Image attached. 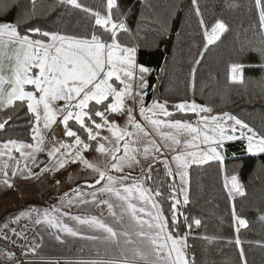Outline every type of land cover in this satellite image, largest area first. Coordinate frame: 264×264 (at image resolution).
I'll list each match as a JSON object with an SVG mask.
<instances>
[{
    "label": "snow or ice",
    "instance_id": "1",
    "mask_svg": "<svg viewBox=\"0 0 264 264\" xmlns=\"http://www.w3.org/2000/svg\"><path fill=\"white\" fill-rule=\"evenodd\" d=\"M58 3L90 14L94 18L93 30L78 35L30 26V21L35 18V0H32V10L26 11L15 23L0 22V108L14 106L19 109L26 103L32 138L31 143L9 139L0 147V160L7 157L0 163V172L5 177L3 184L12 187L8 178V162L16 159L12 155L13 150L25 162L31 161L33 164L37 163L38 153L47 152L50 160L55 158L53 168L49 169L45 162L42 172L64 169L70 162H79L98 176L94 184L86 187L95 188L103 182V186L89 195L93 203L107 206L113 222L109 224L95 215L69 216L59 207L52 206L50 209L33 207L21 211L11 223L27 216L33 225L57 230L49 231V234L61 243L64 242L62 234H67L120 249L118 260L81 261L80 264H195L194 259L188 257L187 250L191 247L188 236L193 233V226L200 227L202 221L182 210L190 203L189 167L210 160L223 164L225 158L221 150L227 141L243 139L247 142L248 153L264 154V132L258 133L229 112L211 115L212 108L198 104L194 99H185L173 105L180 113L195 114L194 122L172 119L174 113L169 111L167 101L161 103L154 100L145 106L144 98L149 87L146 77L151 69L137 64L136 46L124 44L119 39V33L130 32L125 23L128 13L120 11L117 0H106L105 14L82 5L78 0H58ZM255 4L259 9V27L264 30V0H255ZM192 5L197 17H201L199 24L204 29L206 49L219 40L228 28L224 22L217 20L209 31L198 0H192ZM113 9L116 10L115 16ZM22 24L27 26L24 33L20 31ZM241 51L258 55L260 63L256 67L264 71V46L242 47ZM195 63L199 64L200 60ZM245 68L242 63H232L230 81L242 83ZM134 84L138 89L135 93ZM25 86H31V90ZM128 97L139 98L141 120H137L134 110L125 104ZM17 101L20 103L16 104ZM60 101L62 105L57 103ZM125 113L124 125L111 118L113 114ZM12 118L9 115L7 120L0 123V130L5 129ZM70 122H74L75 126ZM57 124L62 125L63 136L67 139L55 135L54 125ZM149 126L159 136V142L153 138ZM102 130L109 135L102 136ZM93 148L96 153L111 158L108 166L101 168L85 158L83 153ZM169 153L171 161L167 158ZM141 158L151 162L141 168L140 176L124 174L125 168L132 169L136 164H141ZM16 164L12 176L20 171V160H16ZM160 164L163 165L167 181L159 178L157 166ZM25 168L29 175H36L27 163ZM113 172L121 174L114 175ZM129 180L131 183H126ZM149 181L152 186H146ZM165 187L168 189L167 195ZM224 188L230 200L244 195V186L236 175L225 177ZM73 191L81 195L79 188ZM97 193L108 194L110 198H98ZM64 197H68V193H64ZM111 197H115L119 203L112 202ZM134 201H139V204ZM68 203L72 204L73 201L69 199ZM80 203L89 201L83 199ZM165 203L170 204L168 213L164 211ZM117 208L119 212L115 210ZM231 215L237 233L248 226L234 204ZM65 216L78 225L87 226L91 231H102L105 235H86L81 228L65 223ZM145 216L149 219H145ZM260 219L264 220V216ZM181 223L186 229L183 235L179 231ZM27 230H30L28 225L18 231L6 223L0 228V241L14 245L16 240L12 236L27 241ZM39 230L38 227L37 232ZM202 238L209 241L216 239L207 235ZM235 242L239 244L240 240L237 238ZM39 247V244L27 247L23 254L35 253ZM6 254L15 259L11 251ZM240 257L246 264L242 250Z\"/></svg>",
    "mask_w": 264,
    "mask_h": 264
},
{
    "label": "trees",
    "instance_id": "2",
    "mask_svg": "<svg viewBox=\"0 0 264 264\" xmlns=\"http://www.w3.org/2000/svg\"><path fill=\"white\" fill-rule=\"evenodd\" d=\"M78 2L101 14L106 13V0ZM117 2L120 11L128 13L125 23L130 29L128 33H119L120 41L136 46L137 64L151 69L146 77L149 87L145 105L154 100L167 101L169 111L174 113L172 119L194 122L195 114L180 113L173 108L182 100L194 99L196 103L212 108L211 115L229 112L258 133L264 132V71L256 67L260 63L258 55L241 51L242 47L264 46V30L259 27V9L255 0H198L209 31L217 20L228 28L206 49L204 29L199 24L201 17H197L192 0ZM31 10L32 0H0V22L15 23ZM113 14L116 15L115 9ZM30 26L82 35L93 30L94 18L71 5H60L58 0H35V18L30 21ZM26 27L20 26L21 33ZM196 60L200 63L196 64ZM234 62L246 66L242 83L230 82V66ZM26 113V103L23 108L10 106L2 109V122L9 115L13 118L8 120L5 129L0 130V144L9 139L32 142L30 114ZM111 118L118 119L116 114ZM70 123L74 125V122ZM221 151L225 158L223 164L210 160L202 165H191L188 169L190 203L182 210L202 221L200 227L193 226V233L188 236L191 246L187 250L188 257L194 259L195 264H245L240 257L242 250L246 264H264V220L260 219L264 216V154L248 153L243 140L225 143ZM94 152L93 148L86 154ZM157 167L159 178L167 181L163 165ZM71 168L72 165L67 164L64 169L47 174V178L55 183ZM231 175H236L244 186V195L233 200L228 198L224 188L225 177ZM146 186H152L151 181ZM79 188L86 191L95 189ZM164 191L167 195V187ZM233 204L248 222V226L241 228L239 233L235 231L232 220ZM169 208L170 204L165 203V213ZM180 219L182 221L183 217ZM179 231L181 235L186 231L183 223ZM205 235L216 239L205 240L202 238ZM237 238L239 244L235 242Z\"/></svg>",
    "mask_w": 264,
    "mask_h": 264
},
{
    "label": "rangeland",
    "instance_id": "3",
    "mask_svg": "<svg viewBox=\"0 0 264 264\" xmlns=\"http://www.w3.org/2000/svg\"><path fill=\"white\" fill-rule=\"evenodd\" d=\"M137 90L138 89H136L134 84L133 93H135ZM138 99V97H136V99L128 97L125 100V104L134 110V115L136 116L137 120L139 108V104L137 102ZM117 118L119 119L116 121L120 125H124L126 120V113L124 115H117ZM0 122H2L1 113ZM56 131V136L58 138L64 139L62 125H59L55 132ZM101 135L107 136L109 135V133H107L106 130H102ZM237 135H239V133H237ZM243 141L247 143L245 140ZM228 142L231 141H227L225 143ZM0 147H2V145H0ZM83 155L89 161L98 164L101 168L108 166L111 162L110 157L98 154L96 153V151L92 155H87L86 152H84ZM6 158L7 157H4L2 158V160H6ZM167 158L169 159V161H171V153L168 154ZM2 160H0V163H2ZM141 161V164H136L132 169L125 168L124 174H128L132 177L140 176L142 164L143 167H147V165L151 162L149 160H144L143 158H141ZM45 162L47 163V167L49 169H52L53 165L56 164V159L53 158L50 160L47 155V152H42L37 154L36 164H33L31 161L26 162L27 165L30 166L32 172L36 173V175H28L25 170H22L17 180L10 182L12 187H7L3 184V180L5 179V177L2 176V172H0V220L8 219L7 221H12V219L21 211H27L28 209L33 207L38 208L40 210L46 208L50 209L52 206L58 207L63 202L61 198L64 197V193H68V198L73 196H75L74 198H76V194L73 190L79 188L80 186L94 184L95 180L98 178L95 172H93L91 169L85 168L79 162H70L68 164H71L72 168L69 170V172L59 181H57L59 183H52L47 178V174L55 173L59 169L57 168V170L55 171L42 172L41 169L44 168L42 166H44ZM138 165H140V167H138ZM172 166L173 169H175V165L173 164ZM112 174L118 175L121 173L113 172ZM102 183L100 184V186L102 185ZM126 183H131V181H126ZM177 183H179L178 178ZM80 192H84V190L80 189ZM68 198L64 197L63 200L67 201L65 199ZM25 217L27 218L26 220L29 221L28 217ZM33 217H35V214H33ZM4 224H6V222H4Z\"/></svg>",
    "mask_w": 264,
    "mask_h": 264
},
{
    "label": "crops",
    "instance_id": "4",
    "mask_svg": "<svg viewBox=\"0 0 264 264\" xmlns=\"http://www.w3.org/2000/svg\"><path fill=\"white\" fill-rule=\"evenodd\" d=\"M229 78H230V73H229ZM232 83H240V82H232ZM25 87L26 89L31 90V86H25ZM57 103L62 104L63 102L60 101ZM2 109L3 108H0V113ZM159 118L161 119V117ZM138 120H141L139 113H138ZM141 122L146 123L143 121ZM58 127H59L58 124L54 125L55 130H57ZM149 131L152 132L153 138H155L159 142V136L156 134L154 130L151 129V126H149ZM55 135H57V131L55 132ZM12 155L16 159L8 162L10 164V167L8 169V178L10 182L17 180L22 170H25L26 173H28L27 168H25L26 162L20 158V154L15 150H13ZM16 160H20V164H19L20 171L17 172L16 176H12L13 169L17 167ZM42 167H45V164ZM138 167H140V165H138ZM28 168H30V166H28ZM97 186H98L97 188L91 191L84 190V192H81V195L79 196L76 195V198H74L75 196H73L70 198L67 197L68 199H65L67 201L62 200L63 202L61 203L60 206H58L60 208V211L68 213L69 216L75 215L81 217H88L95 215L98 218L105 220L109 224H112L113 218L110 216L107 206L100 205L98 203H93L92 202L93 198L91 195H89V193L94 192L99 187L103 186V183L101 186L100 185ZM97 197L103 199L110 198L108 194H100V193H97ZM69 199L73 201L72 204L68 203ZM83 199L88 200L89 203L86 204L80 203V201ZM111 200L112 202L119 203L118 201L115 200V197H111ZM134 203L139 204V201H134ZM115 210L119 212L118 208ZM34 218L35 217H33V219ZM144 218L149 219L147 216H145ZM21 219H27V218L22 217ZM63 219L65 223H67L69 226L81 228V230L86 235H100V236L105 235L102 231L99 230L91 231L87 228V226L78 225L75 221L70 220L68 216L63 217ZM7 220L6 219L0 220V225L3 227L4 222L10 224L11 221H7ZM114 226L118 227L117 225ZM31 227L33 232L32 239L34 242V246L36 244H39L40 247L37 248L36 252L32 253L30 257L21 261L22 264H80L81 261H91V260L109 261V260H118L120 258V249L116 248L115 246L105 245L100 241L84 240L81 239L80 237L68 236L67 234H62V239L64 240V242L61 243L55 240L54 235L49 234V231L56 232L57 230H49L47 229L46 226L40 227L33 224H31ZM38 227L40 229L39 232H37ZM121 247H123V244H121ZM0 264H20V262H15L12 258H9L7 255L0 254Z\"/></svg>",
    "mask_w": 264,
    "mask_h": 264
},
{
    "label": "built area",
    "instance_id": "5",
    "mask_svg": "<svg viewBox=\"0 0 264 264\" xmlns=\"http://www.w3.org/2000/svg\"><path fill=\"white\" fill-rule=\"evenodd\" d=\"M9 225L11 228H16L18 231L20 229H23L25 225H28V229H30L26 231L27 241L23 239H17L15 236H12V239L16 240V244L14 245L0 241V254L7 255L6 252L11 251L12 253H14V256H15V259L13 260L15 262H21L32 255L31 252H29L27 255L23 254V251L25 248L34 247V242L32 239L33 237L32 227H31L30 222L26 219L19 220L16 223H10ZM0 228H3V227L0 225ZM5 231H8V230L5 229ZM9 235H11L10 232H9Z\"/></svg>",
    "mask_w": 264,
    "mask_h": 264
}]
</instances>
